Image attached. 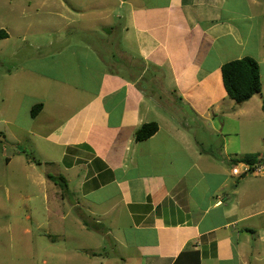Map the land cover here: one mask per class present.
<instances>
[{"label": "crops", "instance_id": "obj_1", "mask_svg": "<svg viewBox=\"0 0 264 264\" xmlns=\"http://www.w3.org/2000/svg\"><path fill=\"white\" fill-rule=\"evenodd\" d=\"M53 1L87 39L36 43L20 88L15 70L0 75V139L35 154L2 158L43 188L47 218L99 225L122 264H264V169L232 172L247 154L264 164V0ZM245 56L263 87L237 103L222 66ZM212 130L220 151L206 148Z\"/></svg>", "mask_w": 264, "mask_h": 264}, {"label": "rangeland", "instance_id": "obj_2", "mask_svg": "<svg viewBox=\"0 0 264 264\" xmlns=\"http://www.w3.org/2000/svg\"><path fill=\"white\" fill-rule=\"evenodd\" d=\"M54 2L0 0V28L9 33V38L0 40V75L6 69L15 70L17 76L14 83L17 88L21 87L19 63L43 57L44 48L38 49L36 43L50 39L58 42L87 39L75 28L76 22H70L71 27L65 29L66 19L59 14L61 9L57 8L58 4L55 8L51 6ZM71 18L78 17L74 15ZM263 128L264 123L258 122L255 130ZM206 138L210 143L206 144V148L213 152L222 149L223 140L219 132L212 130L206 134ZM254 146L264 149V143ZM245 148H249L246 139ZM18 150L35 156L29 141L15 147L10 137L0 139V264H122L113 253L109 238L100 232L102 229L99 225L90 224L88 227L91 229L81 230L71 218L73 215L66 220L55 218L53 214L52 220L47 218L43 188L33 182L32 176L27 177L16 161L8 166L2 158L3 153L12 155ZM225 165L228 169L229 165ZM44 168L54 173L51 167ZM28 211L32 212L30 220L25 218ZM54 229L63 234L65 232L66 237L61 238L60 231L55 232ZM94 252L100 254L95 256L92 254Z\"/></svg>", "mask_w": 264, "mask_h": 264}, {"label": "trees", "instance_id": "obj_3", "mask_svg": "<svg viewBox=\"0 0 264 264\" xmlns=\"http://www.w3.org/2000/svg\"><path fill=\"white\" fill-rule=\"evenodd\" d=\"M8 36L9 34L7 30L0 28V40L7 38ZM222 75L228 96L237 103L245 102L262 91L263 85L261 81L259 62L251 56H245L224 63L222 66ZM41 107V103L34 105L31 110L32 116H36ZM157 129L158 124L155 122L144 123L137 129L135 139H147L152 136ZM258 156L259 153H251L242 160L254 164L258 162ZM30 157H32V155ZM48 176L56 184L60 185L63 193L67 191L68 183L65 177L53 174H49Z\"/></svg>", "mask_w": 264, "mask_h": 264}, {"label": "built area", "instance_id": "obj_4", "mask_svg": "<svg viewBox=\"0 0 264 264\" xmlns=\"http://www.w3.org/2000/svg\"><path fill=\"white\" fill-rule=\"evenodd\" d=\"M264 169V165L260 164V163H247L244 161H239V163L235 164L232 167V172L235 175H238L240 177L242 176H246L248 174H252V173H256V172H260Z\"/></svg>", "mask_w": 264, "mask_h": 264}]
</instances>
